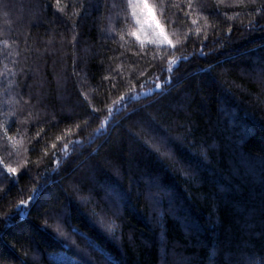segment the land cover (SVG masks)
I'll list each match as a JSON object with an SVG mask.
<instances>
[{
  "label": "trees",
  "instance_id": "16d2710c",
  "mask_svg": "<svg viewBox=\"0 0 264 264\" xmlns=\"http://www.w3.org/2000/svg\"><path fill=\"white\" fill-rule=\"evenodd\" d=\"M150 3L0 0V264H264V0Z\"/></svg>",
  "mask_w": 264,
  "mask_h": 264
},
{
  "label": "snow or ice",
  "instance_id": "6c2138e0",
  "mask_svg": "<svg viewBox=\"0 0 264 264\" xmlns=\"http://www.w3.org/2000/svg\"><path fill=\"white\" fill-rule=\"evenodd\" d=\"M250 2L254 3L255 0H250ZM241 3L243 4V0H241ZM247 6V5H245ZM189 7H191V3H189ZM264 7V5H262ZM127 8L130 12L131 19L134 21V24L130 27V30L128 31L127 35L131 37H135V39L139 42L140 48L143 49L145 40L141 39V34L145 32L146 29H150L152 33V38L149 41V43L155 44L158 48L160 45L163 44H168L172 48L176 47V44L180 43V40H176V44H173L172 40H170L161 27V25L158 22V18L155 13V8L154 6L150 3V0H127ZM231 18V17H230ZM126 23H127V17H126ZM193 23H196L195 20H193ZM252 22L249 21V24ZM199 31V29H197ZM175 35V33H173ZM121 39H124V35H121ZM171 55H175L172 53ZM187 59V57H185ZM177 63L176 59H170L169 60V65ZM168 71H172V67L170 66L168 68ZM159 79V78H157ZM156 87L159 88L161 87L160 84H156ZM131 91V89H130ZM125 99L124 95H121L117 101H113V106L118 104L119 102L123 101ZM113 106H108V111L107 115L103 117L101 120L100 128H104L107 126L109 119L112 116L113 112ZM97 109H93V112H96ZM79 127V126H77ZM99 131V129H97ZM4 134L7 136V128L4 129ZM39 135V133H37ZM9 140H12V137L8 136L7 137ZM57 139H61V137H57ZM75 143H79L76 141ZM171 141L168 140L167 138H161L160 142L156 145L153 146V150L157 152L162 158H169L170 157V151H169V146L171 145ZM53 148H55V144L52 145ZM64 149L67 150V144L64 145ZM46 154V153H45ZM58 162V161H57ZM2 163V161H0ZM7 168V172L10 174H15L17 172L16 168L13 167H8L5 165ZM36 195H39L40 193L34 188L32 189ZM33 196H29L28 200H32ZM20 205H27V201L21 200ZM19 207V205H18Z\"/></svg>",
  "mask_w": 264,
  "mask_h": 264
},
{
  "label": "rangeland",
  "instance_id": "374dc122",
  "mask_svg": "<svg viewBox=\"0 0 264 264\" xmlns=\"http://www.w3.org/2000/svg\"><path fill=\"white\" fill-rule=\"evenodd\" d=\"M148 29H146L145 31H147ZM149 31H151L150 29H149ZM150 33V32H149ZM150 34H152V33H150ZM136 95V94H135Z\"/></svg>",
  "mask_w": 264,
  "mask_h": 264
}]
</instances>
